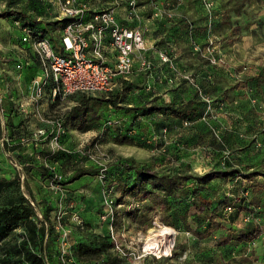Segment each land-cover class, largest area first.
<instances>
[{
  "label": "rangeland",
  "instance_id": "obj_1",
  "mask_svg": "<svg viewBox=\"0 0 264 264\" xmlns=\"http://www.w3.org/2000/svg\"><path fill=\"white\" fill-rule=\"evenodd\" d=\"M88 1L92 5L108 0ZM175 1L170 0L176 4ZM186 1L192 15L200 21L192 40L205 46L203 16L195 7V0ZM213 1V54L222 56V60L211 63L192 49L188 37L180 34L155 41L156 48L175 54L174 65L188 68L192 79L184 82L177 70L168 66L162 68L163 73L176 77L174 81L186 90L197 88L198 96L207 104L206 112L186 120V124L184 120L149 113L137 119L134 133L121 139L132 118L125 109L117 111L103 104L93 107L97 113L92 117L88 111L84 119L67 114L85 98L83 94L60 99L46 93L41 101L28 105L30 109L20 107L17 97L23 88L21 79L14 86L10 83L19 71L3 58L7 43L18 39L19 26L15 24L17 14L6 11L17 10L27 18L49 23L58 24L60 19L48 0H0V176L18 175L20 189L34 204L39 219L47 216L48 222L43 220L45 235L41 247L45 264H99L97 260L109 256L116 258L114 264H264V231L252 242L219 244V231L209 237L193 233L203 224L195 208L182 200L183 196L165 197L163 189L151 181L139 194H122L119 186L137 180L133 170L124 169L125 161L156 174L182 169L206 174L214 168H228L231 163L244 171L264 167V85L257 87L253 80L257 74H264V0ZM117 5L123 8L121 3ZM175 18L182 20L180 27L186 24L184 17ZM156 58L150 57L151 68ZM142 72L135 70L128 79ZM205 72H209L208 79L204 78ZM140 79H134V86L121 93L125 108L145 99L140 93L148 89ZM239 82L244 86L234 87ZM119 88L117 84L114 92L121 91ZM116 118L119 123L105 124ZM58 124L64 132L55 142ZM81 151H89L93 157ZM81 166L97 172L70 181ZM24 167L29 168L28 174ZM255 180L264 181V177L249 181L235 173L226 178L213 177L209 184L220 192L238 189L242 194ZM10 191L0 195V205ZM253 217L264 228V215L259 208L241 211L232 225ZM162 227L173 230L171 238L167 244L159 242L158 247L151 248L152 234ZM21 233L19 226L13 236L20 237ZM79 242L100 248L97 257L88 259V253L77 247ZM157 248L159 252L155 251ZM173 251L175 254L171 255Z\"/></svg>",
  "mask_w": 264,
  "mask_h": 264
},
{
  "label": "trees",
  "instance_id": "obj_2",
  "mask_svg": "<svg viewBox=\"0 0 264 264\" xmlns=\"http://www.w3.org/2000/svg\"><path fill=\"white\" fill-rule=\"evenodd\" d=\"M194 2L195 5H197L195 7L200 9V14L203 16V24L205 25V16L202 6L198 0ZM6 12L9 14H17L16 21L18 22L17 26H19V29L20 26H24L29 29L33 36H47L51 40L55 51L57 53H62L59 39L56 41L52 40L48 35L47 28H51L54 32V27H57L60 21L63 22L65 19L59 20L57 24L55 22H44V20L39 21L37 18L32 20L25 15L18 14L19 12L17 10H7ZM184 18L186 22L184 26L180 27L182 21L180 19H175L176 23L174 26L177 25V29L180 28L183 30L182 35L187 37L188 23L186 19L188 17L186 16ZM192 23V29L194 34H196L197 25H194L193 21ZM214 23L213 19L211 25L213 26ZM16 42L20 44V36ZM30 58L31 61H36L38 64L35 56L30 54ZM164 75L166 76L168 73H164ZM208 75L209 72H205L204 78L208 79ZM133 80L134 79L130 80L118 77L115 79V85L112 89L106 92L96 94L84 92L74 93L83 94L85 98L83 97L81 102L73 106L67 114L75 118L80 115L81 119H84V115H86L88 111L92 117V115L95 116L97 113L94 108H99L103 104H107L114 109H125L127 112H130L132 118L127 122L128 124L125 127L124 136L121 137V139H123L125 136L131 135L137 130V119L149 113L156 112L163 115L164 118L186 121L199 118L206 112L207 104L198 96L197 88L187 87L189 90H186L184 87L182 88V85L179 86L180 89L169 101L165 100L160 95H151V93L148 92H141L140 95L144 96L145 99L142 98V101L137 105L125 108L121 104V93L123 91H129L131 87L134 86L132 83ZM253 80L257 87L264 85V74H257ZM117 84L120 85L119 89H121V91L114 92V89L117 88ZM240 86H244V83L239 82L234 87ZM144 87L147 88V85H144ZM164 128L166 129V126H164L163 129ZM116 129H118V132L120 131V127ZM15 148L16 147L12 149L14 150ZM123 167L127 171L133 170L137 180L131 184H119L122 194L131 192L139 194L143 186L146 185L148 181H151L153 186L163 189L165 197L183 196L184 198H182V200L188 201L189 204L195 208L199 215L198 218L200 223L203 224L202 229L193 230V233L197 237H209L214 232L219 231L218 243L224 245L252 242L261 233L262 226L254 217L237 226H233L232 224L241 211H253L259 208L264 215V181L255 180L251 182V184L242 190V194H240L238 189H232L227 193L225 191L220 192L212 184H209V180L217 176L226 178L235 173H239L243 179L252 181V179L257 176L264 177V167L262 166L247 168L244 171L243 168L234 166L231 163L228 168H214L206 174L192 173L187 169L175 171L172 174L148 173L138 169L135 165L129 163V161L123 162ZM40 168L45 171L44 166ZM28 169V167L23 168L25 174H28ZM96 172L97 170H90L89 168L81 166L74 171L69 180H75L85 174H96ZM22 182L26 187V180ZM20 185L21 180L18 175L11 178L0 176V195L8 189H11L10 194L6 196L4 202L0 205V264H45V258L41 252V247L45 235L44 221L48 222V219L46 215L44 216V221L39 219L35 207L31 204L30 199L22 193ZM28 193L32 197L29 190ZM226 223L230 224L227 225ZM19 226L22 227L23 233L20 234V237H14V230ZM77 247L88 253V259H95V257H97L96 255H98L96 253L100 251V248L91 246L86 242H79ZM174 254L175 251L171 253V255ZM114 260H116L115 257L109 256L105 258V260L97 261L99 264H114Z\"/></svg>",
  "mask_w": 264,
  "mask_h": 264
},
{
  "label": "built area",
  "instance_id": "obj_3",
  "mask_svg": "<svg viewBox=\"0 0 264 264\" xmlns=\"http://www.w3.org/2000/svg\"><path fill=\"white\" fill-rule=\"evenodd\" d=\"M57 14L65 19L59 36L62 53H57L47 36H33L27 27L20 26V44L7 47L5 61L19 71L24 68V60L30 54L39 64V73L33 76L26 88V99L20 107L38 103L44 98V90L50 84L51 97L64 99L77 92L96 94L106 92L115 85L118 77L128 79L135 70H148L152 63L144 56L148 49L143 36L142 24L137 11L139 0H115L125 6L122 18H119L112 6L92 9L88 0H48ZM151 16L154 19L174 17L170 6H163L160 0H149ZM205 16V46L192 40L194 38L192 20L187 18V37L192 49L208 58L211 63L222 60L214 56V39L211 23L213 21V0H199ZM18 25V22L15 21ZM108 40V43H107ZM110 50L114 53L112 62L106 60ZM161 63L174 68V53L165 49L157 50ZM10 63V64H9ZM168 81L172 77L165 76ZM187 77V76H186ZM0 78V83H1ZM195 85V84H194ZM2 95L0 96L1 100ZM119 123V119L107 120L105 124ZM187 121H184L186 124ZM53 140L57 142L64 129L58 124ZM165 131V128L163 129ZM92 158L89 151H81ZM32 205H34L31 202ZM264 231V228H261ZM159 249H155L158 251ZM148 251V250H146Z\"/></svg>",
  "mask_w": 264,
  "mask_h": 264
},
{
  "label": "crops",
  "instance_id": "obj_4",
  "mask_svg": "<svg viewBox=\"0 0 264 264\" xmlns=\"http://www.w3.org/2000/svg\"><path fill=\"white\" fill-rule=\"evenodd\" d=\"M175 1V0H174ZM160 2L162 3L163 6H170L173 9L174 15H179L180 17H188L189 19H191L194 22V25H199L200 21L197 20V16L192 15V10L191 8H189L188 2L186 0H177L175 1L176 4L170 2V0H160ZM199 2V0H198ZM200 3V2H199ZM118 3H115V0H108L105 1L103 3H98V4H92L90 5V7L92 9H97V8H102L105 6H112L114 7V11L116 13V15L121 18L123 16H121V14H124V9L125 6L123 5V8L119 5H117ZM197 6V5H195ZM123 9V10H122ZM137 11L139 13L140 16V21L142 24V30H143V36L145 38L146 41V45H147V50L144 52V56L150 60V57L156 58V63H154L153 67L149 68L148 70H145L144 72H142L141 74L136 73L132 79H136L139 81L140 77H142L140 79V83L142 85H147V89L148 90H141V92H145L147 91L148 93H151V95H160L162 98H164L165 100H171L174 95L178 92V90L180 89L179 86H181V84H179L177 81H174L176 79V77H172V82L168 81L167 78L165 77L162 68L166 67V64L161 63V61L158 58L157 55V50H159L160 48H156L155 44L157 42H155L157 39H171L173 37H175L176 35L180 34V36H183V30H181L180 28H178V26H174V24L176 23V18L174 17H162L159 19H154L151 16V4L149 2V0H139L138 1V7H137ZM62 20V19H60ZM202 22H204L202 20ZM201 22V23H202ZM64 21H60V25L57 26L58 28L56 30H54V32L52 31V29L47 28L48 29V35L50 36V38L54 41L59 39V34L61 32L62 26H63ZM176 27V29H175ZM18 28V27H17ZM172 28V29H170ZM199 28H196V31H198ZM16 31L18 32V37L20 36V31L19 29H16ZM15 32V31H14ZM17 40H10L7 45L5 46L7 47H14V45L17 43ZM16 42V43H15ZM108 43V40H107ZM108 52L106 53V60L110 61V63L112 62L113 58H114V53L112 50H110L109 44H108ZM163 49V48H161ZM175 55V54H174ZM24 69L23 71L19 74V76L16 78V75L14 76L15 78H12L13 81L10 80L11 85H15L16 83H19V80L21 79V86L23 87L19 94H18V103H24L25 99L23 100V95L25 94L27 85L30 81V79L35 76L36 74L39 73V64H37L36 61H31V58L29 56H27V58L24 60ZM174 68L176 69L178 72V75H181L184 78V82H190L192 77H188L190 75V70L188 68H184V67H178L176 65H173ZM174 71V70H173ZM186 71H188L189 73H186ZM24 73V77L21 76ZM140 75V76H139ZM168 76H170V74L168 73ZM187 76V77H186ZM185 78H189V79H185ZM130 79V80H132ZM24 81V82H23ZM20 86V87H21ZM48 94V97H51V89H50V84L48 85V87L45 88L44 90V95ZM141 94V93H140ZM20 95V96H19ZM52 98V97H51ZM29 107L28 105H24V108ZM31 107H29L30 109ZM113 110H117L119 111L120 109H114ZM118 115H121V113L118 112Z\"/></svg>",
  "mask_w": 264,
  "mask_h": 264
},
{
  "label": "bare ground",
  "instance_id": "obj_5",
  "mask_svg": "<svg viewBox=\"0 0 264 264\" xmlns=\"http://www.w3.org/2000/svg\"><path fill=\"white\" fill-rule=\"evenodd\" d=\"M173 234V230H171L168 227H162L160 229H157L153 234H152V245L151 248H154L156 245L158 247V243H164L167 244L169 239L171 238V235ZM170 245V244H169Z\"/></svg>",
  "mask_w": 264,
  "mask_h": 264
}]
</instances>
